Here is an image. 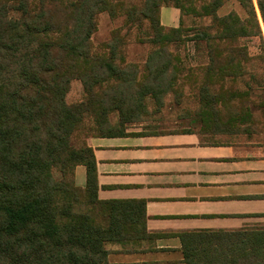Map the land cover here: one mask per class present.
I'll list each match as a JSON object with an SVG mask.
<instances>
[{"label":"trees","instance_id":"trees-1","mask_svg":"<svg viewBox=\"0 0 264 264\" xmlns=\"http://www.w3.org/2000/svg\"><path fill=\"white\" fill-rule=\"evenodd\" d=\"M3 1L0 2V264H108L107 247L120 241L125 228L119 226L112 206L97 200L93 151L87 143L81 151L74 146L73 136L84 127L83 115L93 109L101 118L95 121L97 131L91 137L124 136L128 126L143 122L130 120L147 114V98L159 100L172 91L179 62L168 46L180 39L183 31L180 26L167 32L162 26L160 15L164 7L179 10L182 17L213 19V27L222 32L203 36L213 52L209 73L224 79L225 63L235 65L233 57L248 59V53L238 46L227 57L216 59V42L237 45L242 38L258 36L260 27L253 2L234 0L248 15L243 20L237 14L218 17L221 8L232 0H209V4L199 8L192 0H143L142 9L119 0ZM260 9L264 16L261 4ZM102 13L112 18L125 15L130 25L141 20L149 23L150 44L155 49L147 60L146 78L140 76L137 67L117 64L122 59L117 37L105 55L92 52L96 18ZM248 21H253L251 30ZM219 59L226 62H218ZM73 79L82 83L89 97L86 104L66 103ZM107 82L113 85L109 91H103ZM211 85L214 84L204 85L206 94ZM97 86L100 90L95 89ZM203 97L207 96L202 95V101L210 103ZM94 98L98 99V105ZM112 114L118 117L121 131L112 124ZM213 122L203 125L218 133L246 132L232 124ZM80 165L88 169L84 190L75 184V169ZM54 169L61 173V183L54 180ZM70 174L73 179L68 183L65 177ZM76 194L85 198L82 213L75 211L79 204L76 196L68 204V195ZM249 235V231L188 235L184 242L186 263L264 264V231Z\"/></svg>","mask_w":264,"mask_h":264},{"label":"crops","instance_id":"crops-1","mask_svg":"<svg viewBox=\"0 0 264 264\" xmlns=\"http://www.w3.org/2000/svg\"><path fill=\"white\" fill-rule=\"evenodd\" d=\"M180 16L163 8L160 21L172 29ZM154 128L142 122L86 141L97 200L125 228L107 248L108 264H187L188 235L264 226V134ZM88 179L87 167H76V186L86 189Z\"/></svg>","mask_w":264,"mask_h":264},{"label":"rangeland","instance_id":"rangeland-1","mask_svg":"<svg viewBox=\"0 0 264 264\" xmlns=\"http://www.w3.org/2000/svg\"><path fill=\"white\" fill-rule=\"evenodd\" d=\"M119 1L137 9H142L144 4L143 0ZM192 1L197 3L198 8L205 3L209 4V0ZM0 2L4 1L0 0ZM252 2L260 27L258 36L242 38L237 45L233 42H216L214 53L216 59L227 57L229 52H235V49L239 47H244V53H248V59L245 56L242 60L236 59L239 57H233L236 61L235 65L232 62L225 63L226 59L217 60L225 63L224 66L227 70L224 75L227 76L224 79L219 76H210L209 73V68L212 66L210 58L213 57V52L208 46V40L203 36L205 33L215 36L219 35L220 31L222 32V30H217L216 26L213 27V19L180 16L176 28H165L168 32L181 26L183 31L181 38L168 46V51L178 58L179 63L176 65L178 77H175L176 82L174 81L171 92L165 97H160L159 100L147 98L145 102V113L147 114L133 116L130 121L143 120L144 125H147L150 130H154V127L159 129L161 127L167 130H184V132L200 134L204 132L201 129L202 124L210 125L215 121L216 125L232 124L233 127H241L250 136L264 134V16L260 9V4L264 7V0H252ZM231 14H237L243 20L248 19L242 6L234 0L228 1L221 8L218 17L223 18ZM96 20V31L91 39L92 52L105 55L109 50L107 47L117 37L120 41V56H122V59L117 60V64L122 67H137L140 76L146 78L148 75L145 69L147 60L155 49L150 44L152 31L149 23L141 20L139 23L130 25L125 15L112 18L107 13L99 14ZM252 25L253 21H248V29L251 30ZM140 81L142 82V79ZM206 82L214 84L207 89L208 94L204 92L206 91L204 88ZM112 85L113 82L105 83L103 91H109ZM95 89L100 90V87L97 86ZM202 95L207 96L203 98L210 103L202 101ZM88 98L82 83L73 79L70 91L66 96V103L69 106L84 102L86 104ZM94 100L98 105V99L94 98ZM212 102L218 104L214 105ZM83 116L85 117L84 127L72 138L74 146L80 151L83 150L87 139L95 135V131H97L95 121L101 119L99 113L93 109H88ZM110 120L116 126V130L121 131L118 127V117L115 114L110 116ZM217 121H219L218 124ZM53 178L58 183H61L63 179L57 169L53 171ZM72 179L73 174L65 177L68 183ZM75 196L79 200L75 211L82 213L85 209L83 195H68V204L70 199H74ZM89 214L91 213L89 212ZM258 230L264 231V226L250 228L249 236L254 235Z\"/></svg>","mask_w":264,"mask_h":264}]
</instances>
